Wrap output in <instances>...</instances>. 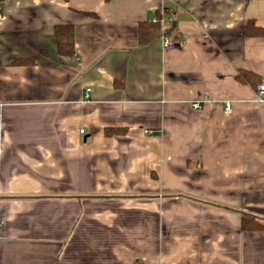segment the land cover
<instances>
[{
	"label": "crops",
	"instance_id": "0c3cea01",
	"mask_svg": "<svg viewBox=\"0 0 264 264\" xmlns=\"http://www.w3.org/2000/svg\"><path fill=\"white\" fill-rule=\"evenodd\" d=\"M0 2V264H264V0Z\"/></svg>",
	"mask_w": 264,
	"mask_h": 264
},
{
	"label": "trees",
	"instance_id": "16d2710c",
	"mask_svg": "<svg viewBox=\"0 0 264 264\" xmlns=\"http://www.w3.org/2000/svg\"><path fill=\"white\" fill-rule=\"evenodd\" d=\"M161 32V24L159 22H143L139 29L140 44H147L156 39ZM245 34L248 36H263L264 28L256 25L255 21L249 20L245 26ZM55 37L57 43V51L63 56H74L75 50V29L72 24H58L55 27ZM26 60L18 59L15 64H25ZM241 83H248L253 87H257L261 83L260 76L254 72L241 69L236 76ZM118 130L108 128V135L115 134ZM242 229L244 231H262L264 223L258 220L254 215L244 213L242 215Z\"/></svg>",
	"mask_w": 264,
	"mask_h": 264
},
{
	"label": "built area",
	"instance_id": "2783aa9c",
	"mask_svg": "<svg viewBox=\"0 0 264 264\" xmlns=\"http://www.w3.org/2000/svg\"><path fill=\"white\" fill-rule=\"evenodd\" d=\"M2 9V3L0 2V10ZM168 16L166 17L165 15H161L159 17H154L152 19L153 22H159L163 28V26L166 24ZM178 43L166 36H164L162 38V47L165 50H173L177 47ZM90 92H91V88H87L86 89V95L85 97L88 98L90 96ZM205 100H201V101H196L194 103V108H201L202 107V102ZM255 101L256 103H258L259 105L264 107V82H261L258 84L256 91H255ZM232 109V103L230 101H225L224 103V111L226 113H230ZM84 130H81V133H83ZM145 132H148L145 130Z\"/></svg>",
	"mask_w": 264,
	"mask_h": 264
}]
</instances>
